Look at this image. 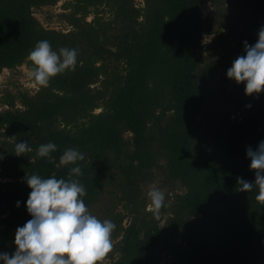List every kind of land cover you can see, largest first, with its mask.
Instances as JSON below:
<instances>
[{"label": "trees", "instance_id": "obj_1", "mask_svg": "<svg viewBox=\"0 0 264 264\" xmlns=\"http://www.w3.org/2000/svg\"><path fill=\"white\" fill-rule=\"evenodd\" d=\"M59 1L0 0V73L31 70L41 40L78 50L47 87L0 96V253L32 219L26 177L68 179L76 165L60 157L73 148L86 207L116 225L97 264H264V203L237 181L255 182L247 148L264 141V92L227 76L258 41L264 0H64L68 27H48L35 9ZM25 140L32 151L17 156ZM48 142L57 150L37 156ZM153 185L166 197L159 219Z\"/></svg>", "mask_w": 264, "mask_h": 264}, {"label": "clouds", "instance_id": "obj_2", "mask_svg": "<svg viewBox=\"0 0 264 264\" xmlns=\"http://www.w3.org/2000/svg\"><path fill=\"white\" fill-rule=\"evenodd\" d=\"M244 46L246 55L233 61L227 76L237 83L246 82V95L259 94L264 92V27L259 30L254 45L244 41ZM77 58L78 50L74 48L62 47L57 52L50 41H38L28 56L32 62L29 76L39 86L47 87L56 75L66 70L74 71ZM56 150L57 145L53 142L41 144L37 156L48 157ZM31 151L27 140L16 143L14 148L17 156ZM247 156L251 159L250 168L255 170V182L238 177V190L250 192L255 185L259 189L256 200L264 203V141L255 150L249 146ZM84 159L82 152L68 148L60 157L62 165H76L71 168L68 179L43 178L38 174L26 177L32 189L27 200L32 219L17 228L16 251L13 254L0 253V260L5 264H97L112 250L115 223L109 219L101 221L91 214L82 199L86 195L85 186L72 178L73 175H83L77 162ZM147 195L151 201L148 211L159 219L165 206V193L153 187Z\"/></svg>", "mask_w": 264, "mask_h": 264}, {"label": "rangeland", "instance_id": "obj_3", "mask_svg": "<svg viewBox=\"0 0 264 264\" xmlns=\"http://www.w3.org/2000/svg\"><path fill=\"white\" fill-rule=\"evenodd\" d=\"M143 0H136L137 4L142 5ZM64 0L59 1L54 6H43L41 8L35 9V15L48 27L57 28V29H66L68 26L59 19L57 15L59 12L63 11L62 4ZM212 6L210 2L204 4L203 13L207 15ZM92 16H89L91 19ZM214 34L206 35V40L210 41ZM30 69L26 64L20 65L18 68L14 70L4 69L0 73V96L4 94V92L8 90H16L17 88L21 89H29L34 91L38 88L37 83L34 79L29 76ZM4 106L0 102V110ZM155 187V185L150 188Z\"/></svg>", "mask_w": 264, "mask_h": 264}]
</instances>
